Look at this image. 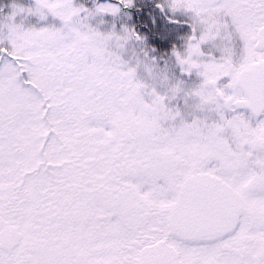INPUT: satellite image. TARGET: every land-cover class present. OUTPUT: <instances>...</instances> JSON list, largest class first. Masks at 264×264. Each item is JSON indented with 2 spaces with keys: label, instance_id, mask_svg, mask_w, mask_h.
Masks as SVG:
<instances>
[{
  "label": "snow or ice",
  "instance_id": "1",
  "mask_svg": "<svg viewBox=\"0 0 264 264\" xmlns=\"http://www.w3.org/2000/svg\"><path fill=\"white\" fill-rule=\"evenodd\" d=\"M153 6H0V264H264V0Z\"/></svg>",
  "mask_w": 264,
  "mask_h": 264
},
{
  "label": "flooded vegetation",
  "instance_id": "2",
  "mask_svg": "<svg viewBox=\"0 0 264 264\" xmlns=\"http://www.w3.org/2000/svg\"><path fill=\"white\" fill-rule=\"evenodd\" d=\"M142 9V10H138ZM131 15L132 19H129ZM156 20V24L152 25V31L154 32H165L169 35V27L174 26L179 30H183L184 34H187L190 31L188 24H170L165 15L159 13L158 9H155L153 6V0H137V8L133 9H124L121 13L120 18L118 19L119 25L128 24L130 26H135L138 30L143 31L145 24H151L152 19ZM151 35V33H149ZM170 39L175 40L174 37L169 35ZM155 42V41H154ZM177 43L179 41H176ZM167 44H162L161 47H168ZM166 58V57H165ZM163 63V61H161ZM177 75H179V70H176Z\"/></svg>",
  "mask_w": 264,
  "mask_h": 264
},
{
  "label": "rangeland",
  "instance_id": "3",
  "mask_svg": "<svg viewBox=\"0 0 264 264\" xmlns=\"http://www.w3.org/2000/svg\"><path fill=\"white\" fill-rule=\"evenodd\" d=\"M26 4L30 3L31 0H23ZM10 2V0H0V6H3L5 4H8ZM78 3H84L86 6L88 7H92L94 0H77ZM107 2H115V0H99V3H107ZM7 11V9H5ZM105 20H107L110 23L113 21V17L111 16H107L105 17ZM109 25H105V27L109 26ZM117 25L119 26V21L117 20ZM169 35L171 37H174L176 39V41H179V38L184 34V32H182L183 30H179L178 28L174 27V26H170L169 27Z\"/></svg>",
  "mask_w": 264,
  "mask_h": 264
},
{
  "label": "trees",
  "instance_id": "4",
  "mask_svg": "<svg viewBox=\"0 0 264 264\" xmlns=\"http://www.w3.org/2000/svg\"><path fill=\"white\" fill-rule=\"evenodd\" d=\"M24 2V1H23ZM25 3V2H24Z\"/></svg>",
  "mask_w": 264,
  "mask_h": 264
}]
</instances>
